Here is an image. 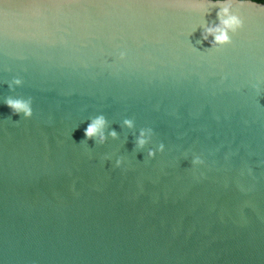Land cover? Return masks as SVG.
<instances>
[{
	"label": "water",
	"instance_id": "water-1",
	"mask_svg": "<svg viewBox=\"0 0 264 264\" xmlns=\"http://www.w3.org/2000/svg\"><path fill=\"white\" fill-rule=\"evenodd\" d=\"M235 7L206 50L197 0H0V98L33 100L0 102V264H264V7ZM101 112L119 139L80 143Z\"/></svg>",
	"mask_w": 264,
	"mask_h": 264
},
{
	"label": "clouds",
	"instance_id": "clouds-1",
	"mask_svg": "<svg viewBox=\"0 0 264 264\" xmlns=\"http://www.w3.org/2000/svg\"><path fill=\"white\" fill-rule=\"evenodd\" d=\"M199 5V23L194 25L188 32L189 37L197 30V27L202 29L200 39H197L196 44H201L203 41H208L210 48L206 50L219 49L232 42V35L244 26V20L239 14V10L235 7L237 0H197ZM245 2L256 3L264 7V0H239V3ZM216 9V20L209 21L205 17L210 15L213 9ZM211 37V39H209ZM189 42V41H188ZM189 46L198 51L190 42ZM126 53L121 51L119 53L120 59H124ZM7 83L8 89L12 93L22 87L24 81L19 76H13ZM259 91V85H253ZM0 102L7 105L13 114L20 115L21 119H30L33 116V100L32 97H25L23 95H7L0 98ZM89 123L84 128V139L80 143H86L88 140H93L96 146L104 145L109 139L118 140V132L109 127L108 118L101 112L90 116ZM121 128H127L132 131L134 136L133 151L144 150L153 139L155 135L154 129L149 126L137 128L136 122L133 118L125 117L120 122ZM107 129V131H106ZM165 151V144L158 143L155 147H147V158L154 159L158 153ZM91 158V152L88 153ZM110 154H103L100 156V161L103 164L105 161H111ZM191 167L196 169L205 164V160L201 154L193 153L191 155ZM113 167L126 171L125 158L117 156L114 160Z\"/></svg>",
	"mask_w": 264,
	"mask_h": 264
}]
</instances>
